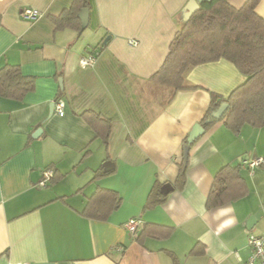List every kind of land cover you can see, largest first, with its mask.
<instances>
[{"label": "crops", "instance_id": "1", "mask_svg": "<svg viewBox=\"0 0 264 264\" xmlns=\"http://www.w3.org/2000/svg\"><path fill=\"white\" fill-rule=\"evenodd\" d=\"M245 1L228 0L237 9ZM188 2L94 0L78 34L53 23L72 0H0V68L18 65L35 82L21 100L0 97V264H245L248 236L264 238V168L241 166L264 157V127L246 124L235 135L217 123L190 146L185 182L174 186L186 138L212 95L224 100L245 81L220 59L185 73L192 89L153 83ZM28 8L41 16L24 20ZM255 11L264 19V0ZM92 53L95 64L82 68ZM58 95L61 117L50 108ZM85 111L110 120L106 144L80 117ZM106 163L111 173L92 181ZM227 165L239 166L247 193L207 209L214 177ZM46 168L62 177L39 188ZM155 184L173 190L144 210ZM97 188L122 200L105 221L80 215ZM130 219L172 233L138 242L124 226ZM194 247L199 253H190Z\"/></svg>", "mask_w": 264, "mask_h": 264}, {"label": "trees", "instance_id": "2", "mask_svg": "<svg viewBox=\"0 0 264 264\" xmlns=\"http://www.w3.org/2000/svg\"><path fill=\"white\" fill-rule=\"evenodd\" d=\"M259 1L246 0L238 9L230 5L228 0L200 3L199 9L182 22L170 42L162 65L151 76L154 84L177 92L194 88L185 84L184 75L197 65L225 59L236 67L245 77V81L224 100L212 95L210 105L199 123L205 131L219 122L235 135H238L246 124L256 128L264 127V19L255 11ZM93 6L94 0H72L68 9L53 17L55 29H74L78 34L83 32L87 25L82 27L80 13L84 9L92 11ZM34 84V78L23 76L18 65H4L0 68L1 98L21 100L27 93L33 91ZM60 97L56 96L55 101ZM223 103H226L228 108L221 118H217L215 114ZM80 117L106 144L111 132L110 120L93 111H85ZM194 143L195 141L190 146ZM188 154L189 151L183 155V161L178 166V175L174 183L176 188H181L185 182ZM259 166L264 168V157ZM110 173L99 168L94 172L92 181ZM61 177V174L53 170L49 184L55 183ZM165 186L161 189L157 184L153 186L144 204V210L165 201L173 190L171 186L172 190L164 193ZM246 193L247 187L240 175L239 166L227 165L214 177L206 208L213 209L238 200ZM121 202L115 191L97 188L87 198L80 215L90 220L105 221L120 207ZM171 233L170 228L146 224L141 226L134 239L138 242L144 237L163 239ZM190 253L199 252L194 247Z\"/></svg>", "mask_w": 264, "mask_h": 264}, {"label": "built area", "instance_id": "3", "mask_svg": "<svg viewBox=\"0 0 264 264\" xmlns=\"http://www.w3.org/2000/svg\"><path fill=\"white\" fill-rule=\"evenodd\" d=\"M20 16L29 22L36 21L41 13L37 10L33 9H24L22 10ZM128 44L130 46H136L137 42L135 40H129ZM96 62L95 54H88L80 59V66L82 68L92 67ZM64 101L59 99L54 102V111L58 116L64 115ZM262 162V158L256 160H245L241 163V166L248 169L250 173L254 171V169L260 165ZM53 176V170L50 168L44 169L41 172V179L38 182L39 188H45L48 186L51 177ZM128 233L132 238L136 237L139 231L141 230V225L138 219H130L124 224ZM248 247L250 248V256L245 262V264H264V238L256 235H249L247 239ZM118 250H122L121 247Z\"/></svg>", "mask_w": 264, "mask_h": 264}, {"label": "water", "instance_id": "4", "mask_svg": "<svg viewBox=\"0 0 264 264\" xmlns=\"http://www.w3.org/2000/svg\"><path fill=\"white\" fill-rule=\"evenodd\" d=\"M205 1H210V0H189V2L186 4V6L183 9L182 12V19L183 21L187 20L193 13H195L198 9H199V5L202 2ZM88 10L84 9L81 11L80 13V19L82 22V27H86L87 23H88ZM105 44V42L103 43ZM50 108H54V103L51 104ZM228 106L226 103H223L220 108L217 110L216 112V117L217 118H221L224 113L226 112ZM51 109V110H52ZM205 133V130L202 128V126L200 124H196L191 132L189 133L188 137H187V143L183 146V155L185 156L189 149H190V144L194 141H196L200 136H202ZM112 164L106 163L105 164V170L104 171H109L110 169H112ZM172 190V187L168 184L163 188V192L167 193L169 191Z\"/></svg>", "mask_w": 264, "mask_h": 264}]
</instances>
